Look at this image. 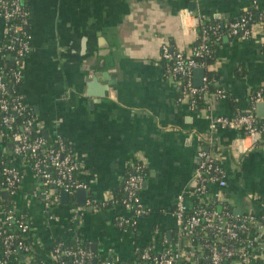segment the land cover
Wrapping results in <instances>:
<instances>
[{
    "label": "crops",
    "instance_id": "crops-1",
    "mask_svg": "<svg viewBox=\"0 0 264 264\" xmlns=\"http://www.w3.org/2000/svg\"><path fill=\"white\" fill-rule=\"evenodd\" d=\"M25 2L31 45L21 83L25 102L46 134L64 137L79 161L78 177L87 185L83 204L74 193L72 203L44 212L32 195L33 175L24 176L11 204L25 213L39 246L47 249L56 237L76 233L110 264H131L135 248L145 241L161 250L174 237L176 195L185 193L188 204L196 200L189 190L200 147L212 153L226 179L225 186L210 187L214 208L264 212V145L234 128L209 130L212 116L247 110L264 126V115L257 116L249 99L253 89L264 86V0ZM250 8L255 10L250 35L223 36L207 67L213 87L227 96H211L206 108H189L161 65L162 47L189 56L199 15L228 21ZM3 27L0 17V44ZM4 144L0 131V154L9 153ZM134 161L145 168L139 196L150 210L134 228H122L115 216L129 212L121 205L96 208L86 199H113Z\"/></svg>",
    "mask_w": 264,
    "mask_h": 264
},
{
    "label": "built area",
    "instance_id": "built-area-1",
    "mask_svg": "<svg viewBox=\"0 0 264 264\" xmlns=\"http://www.w3.org/2000/svg\"><path fill=\"white\" fill-rule=\"evenodd\" d=\"M22 1L0 0V17L4 26L2 37L8 40L7 44H0V49L13 54L12 67L7 71L0 67V131L2 127L4 151L11 152L0 154V193L7 191V201L10 202L6 208L0 206V255L8 258L19 251L28 252L27 257L13 264H33L31 247L25 244V238L31 236V244H38L32 236L25 215L11 204V198L17 192L24 176L27 173L33 175L36 186L32 195L38 198L44 212H50L60 203L62 191L72 197L78 189H86L87 185L78 177L79 161L65 139L58 133L49 135V141L36 135L44 132L43 124L25 102L22 90L14 96L6 92L4 78L7 75L12 77L13 83L21 86L24 59L31 48L28 35L25 38L23 35L28 11H23ZM16 15L23 17L19 23L12 25L10 21ZM249 19V16L244 15L228 23V34L241 33V36L248 37ZM198 20L202 21L201 15ZM205 38L206 35L203 34L202 40ZM206 51L204 42L194 52L192 50L189 56L182 52L172 54L167 45L162 47L161 58L173 59L172 67L167 69L168 73L177 86L183 83L179 100L186 102L191 109L195 106L196 101L192 98L195 94H199L206 106L211 96L224 97L222 90L208 89L205 75L200 86L193 84V69L202 67L205 70L207 67L192 56H201L202 52ZM3 58L4 54L0 52V60ZM254 101H264L260 90L256 92ZM17 116L21 117L18 123ZM255 124L253 111L247 110L245 114L212 116L209 119V130L211 132L220 127L234 128L252 142L262 144L264 126L257 127ZM133 169L125 181L126 198L120 202L129 214L119 213L115 216V223L120 227H135L136 219L150 210L139 196L143 183L142 165L136 164ZM211 185L225 186L224 172L212 153L200 147L196 153V165L192 172L189 193L202 205L188 213L190 204L185 202V193L177 194L172 212L176 226L173 240L159 251H154L151 246L140 249L136 247L138 255L131 264H224L228 260V264H264V233L261 230L264 226V216L253 211L233 214L226 207L220 211L210 207L208 188ZM0 200L5 202L1 198ZM86 203L89 204L87 200ZM72 236L78 235L74 233ZM52 245V250L48 251L50 258H70V261H63V264H83L93 258L89 250L63 248L62 242H53ZM6 260L0 259V264H11ZM101 264L110 263L102 261Z\"/></svg>",
    "mask_w": 264,
    "mask_h": 264
},
{
    "label": "trees",
    "instance_id": "trees-1",
    "mask_svg": "<svg viewBox=\"0 0 264 264\" xmlns=\"http://www.w3.org/2000/svg\"><path fill=\"white\" fill-rule=\"evenodd\" d=\"M22 6H23V11H28L27 6H26V2L25 0L22 1ZM247 15L250 17L247 26L249 27L251 23H253L255 21V10L254 8H250L247 9L246 11H244L240 16H238L237 18L233 19V20H228V21H222L219 18H215V17H205V15H201L202 16V21L199 22L198 27H197V31H196V38L192 47V50L194 52V50L196 48L199 47V45L204 42L206 44V52H202L203 54L201 56H194L193 54V59L202 62L206 67H209L212 62L215 59V55H216V46H217V42H219L223 36H228V37H238L241 36V33H238L236 35H229L228 34V26L227 24L233 21L238 20L240 17ZM23 16L21 15H16L13 19H11L10 23L12 25L17 24L21 21V18ZM28 19V18H27ZM28 22V21H27ZM218 25V26H217ZM25 32L24 38L28 35V30H27V23L25 24L24 28H23V33ZM205 34L206 38L204 40H202V35ZM8 40L3 38L2 40V44H7ZM1 53L4 54V58L0 60V67L4 68V70L7 71V69H9L10 67H12V53L8 52V51H4L3 49H0ZM177 51L171 49V53L175 54ZM12 54V55H11ZM161 65L164 68V70H167L168 68L172 67L173 65V59H166V58H161ZM204 75L207 77L208 80V89L211 91L216 90L215 87H213V74L210 70H208V68L205 69ZM179 79L181 78L180 76H177ZM4 82L6 84V88H7V94L10 96H14L15 94H19V92L21 91V86L19 84H15L13 83V79L10 75H7L4 78ZM179 89H180V93L183 90V83L181 82V84L179 85ZM221 90V89H220ZM260 90L262 97L264 98V86H260L258 88H255L252 90L249 99H250V108H252L256 102L254 101V99L256 98V92ZM223 91V90H222ZM224 93V97L227 96V94L223 91ZM192 97V96H191ZM195 99V106L194 109L195 110H199L202 108H206V103L203 102V100L199 97V94H195L193 95V97ZM32 111V110H31ZM235 114H245L244 111H237ZM234 115V114H233ZM17 123L20 122L21 117L17 116ZM257 127H263V125L261 123H259L256 120V124ZM17 128L20 129V127L17 124ZM264 128V127H263ZM2 127H1V132H2ZM36 134V133H34ZM3 135H5V131L3 132ZM36 135H40L43 136L45 139H47V141L50 140V136L48 134H46L45 132H40L37 133ZM262 145H264V138H263V142ZM11 154V152H9ZM135 163V164H134ZM136 164H141L138 161H134L128 168L125 177L123 178V182H122V187L121 190L118 191L114 196L113 199L106 201V202H97L94 200V198L92 196H88L87 197V201L89 204H93L95 205L96 208H113L116 207V205H120V202H122L123 199L126 198V191L124 189L125 187V181L128 177V175L130 173H132L134 171L133 167ZM142 165V164H141ZM145 168L142 165V170H141V174L144 180V176H145ZM211 187V186H210ZM210 187L208 188V190L210 191ZM69 202L72 203V197L70 198ZM3 205L5 208L8 207L10 205V202L5 200V202H3L2 200H0V206ZM202 204L198 203V200H194L189 206L190 208L187 210V212L189 213L193 208L199 207ZM214 208V204L210 202V207ZM121 207L122 204H121ZM224 208V206L222 207ZM227 210L230 211L229 207L226 206ZM231 212V211H230ZM25 215V213H23ZM132 214V212L130 213ZM262 215L264 216V212H262ZM26 219V215L24 216ZM122 228L126 227L125 225L121 226ZM134 228V227H133ZM22 235V234H21ZM162 237V235H159V239ZM31 236H28L25 238V244L30 245V249H31V256H32V262L33 264H63L65 262L70 261L69 257H65L63 259H52L48 256V251L52 250V246H50L49 248L45 249L42 246L39 245H34L31 244ZM57 242H62L63 244V248H82L85 250H89L92 252V256L93 258H96L95 263H93V258L91 260H88L87 262H84L83 264H101L102 261H108V258L104 257L101 252L97 249V248H93V243L87 240H84L79 234L78 236H71V237H63V236H58L54 239V243ZM1 245V244H0ZM143 246H149L148 242L145 241L143 243ZM28 252H24V251H19L17 252L16 255H12L8 258H3V256L0 255V259H2L3 261H5V259H7L6 261H9L11 264L15 263L17 260H22L25 257L28 256L27 254ZM46 254V257H44L43 255ZM229 260L224 263V264H228ZM130 264V263H129Z\"/></svg>",
    "mask_w": 264,
    "mask_h": 264
},
{
    "label": "water",
    "instance_id": "water-1",
    "mask_svg": "<svg viewBox=\"0 0 264 264\" xmlns=\"http://www.w3.org/2000/svg\"><path fill=\"white\" fill-rule=\"evenodd\" d=\"M204 68L202 67H197L193 69V74H192V79H193V84L195 86H200L202 84V77L204 75ZM256 111H257V116L262 117L264 115V101H259L256 102ZM144 185V182H143ZM75 196L77 197V203L83 204L86 198V190L85 189H78L75 192ZM0 198L3 200H7L9 198V194L7 191H2L0 193ZM69 201V196L66 192L62 191L60 193V202L61 203H67ZM95 248V246H93ZM96 258H93V263H95Z\"/></svg>",
    "mask_w": 264,
    "mask_h": 264
},
{
    "label": "bare ground",
    "instance_id": "bare-ground-1",
    "mask_svg": "<svg viewBox=\"0 0 264 264\" xmlns=\"http://www.w3.org/2000/svg\"><path fill=\"white\" fill-rule=\"evenodd\" d=\"M24 34H25V32H24ZM64 138V137H63ZM135 164V163H134ZM74 197V196H73Z\"/></svg>",
    "mask_w": 264,
    "mask_h": 264
}]
</instances>
